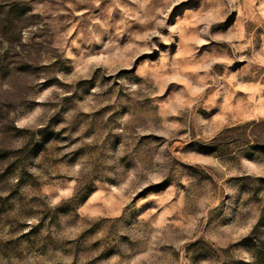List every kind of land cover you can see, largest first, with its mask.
I'll use <instances>...</instances> for the list:
<instances>
[{"label":"rangeland","instance_id":"rangeland-1","mask_svg":"<svg viewBox=\"0 0 264 264\" xmlns=\"http://www.w3.org/2000/svg\"><path fill=\"white\" fill-rule=\"evenodd\" d=\"M0 264H264V0H0Z\"/></svg>","mask_w":264,"mask_h":264}]
</instances>
